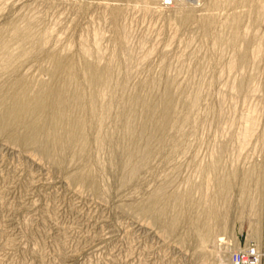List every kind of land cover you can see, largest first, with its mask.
Here are the masks:
<instances>
[{
  "label": "rangeland",
  "instance_id": "rangeland-1",
  "mask_svg": "<svg viewBox=\"0 0 264 264\" xmlns=\"http://www.w3.org/2000/svg\"><path fill=\"white\" fill-rule=\"evenodd\" d=\"M56 56L108 112L84 149L0 128V264H264V0H0V118Z\"/></svg>",
  "mask_w": 264,
  "mask_h": 264
},
{
  "label": "bare ground",
  "instance_id": "bare-ground-1",
  "mask_svg": "<svg viewBox=\"0 0 264 264\" xmlns=\"http://www.w3.org/2000/svg\"><path fill=\"white\" fill-rule=\"evenodd\" d=\"M169 1L170 0H166L167 3H169ZM18 32H17V34H19ZM29 36L30 35L27 34V37H29ZM7 43L8 42L6 40H3V46L4 47H6ZM1 46H2V43H1ZM3 52H5V54H6V57H7L6 60L9 61V60L14 58V56H13L14 54L7 52V47L5 48V51H3ZM26 52L28 53V50H26ZM58 57L57 56L54 57L55 65H54V68L52 71L53 75H54L53 81L50 83L47 82L44 85L41 84L42 88L40 87V90H42V91L38 92L37 97L28 94L29 91H28L27 85H23V84L20 85L21 93L18 95V97L15 96L17 98V99L15 98L16 99L15 101L12 99L14 102H11V101L8 102L7 106L5 107V109L3 111V112H5V115L3 116V118H0V128H2L3 130L10 131L13 138L21 140L23 143H27L30 145L33 143H37L39 141V136L41 133H46V134H48L51 141L53 142V145L55 146V151H57V152H59V150L64 151L65 149L71 148L74 145L76 146V144H79L81 149H84L88 143V140H87L85 133H84L83 122H82V119L80 117L73 116L72 107L75 104H77V105L83 107L84 110H88V111L90 110L91 114H92L91 115L92 118L94 117L96 122H101L108 112V106H105L101 111H94L95 97L93 95L95 92H93V91H92L93 93L91 92V94L88 95V100H86V101L81 100L82 97L81 98L79 97V95H81L79 93V88H75V89L72 88L73 82L75 80V71L77 70L75 67L76 64H75V66L73 64L71 65V67H70L71 69H69L70 72H68L69 75L67 76V78H65L63 81L59 82L57 74H58V72L63 70V68L65 67V64H64V62H62L60 57L59 58ZM87 67L89 68L88 70L91 71V74H92V71H93V73L95 72L96 67H93L92 65H90V66L87 65ZM109 70L107 69L106 71H103V73L97 71V73L91 75V77L90 76L88 77L89 82L92 84H95V83L100 84L101 82L104 84L108 83V80H109L108 71ZM89 71H88V73H89ZM91 87H92V85H91ZM136 102H138V101H136ZM0 103H2V102H0ZM130 105H131V103H130ZM168 105H169V103H168ZM134 106L135 105H133V107ZM131 107H129V108H131ZM170 108H172V107L168 106L167 110H169ZM173 109H175V108H173ZM73 110H74V107H73ZM165 110H166V108H165ZM167 110H166V113H167ZM128 112L129 111H127L126 113H128ZM130 112H132V111H130ZM134 112H135V109H134ZM130 120H131V118H130ZM179 121H180V119H179ZM129 128H131V127H129ZM132 130H133V127H132ZM79 145H78V147H79ZM78 150H79V148H78ZM134 169L136 170V168H134ZM80 178H81V180L85 179L83 174L80 175ZM223 186H225V184H223ZM166 197L167 196L163 197L164 202L165 201L166 202L167 201H175L178 203L180 202L181 203L180 205L193 201L188 192L180 198L179 197L174 198V197H170V196L167 198ZM163 201H160V202L162 203ZM183 206L185 207L186 205H183ZM188 208L189 207L184 209L180 218L173 220V222H172L173 225H175L177 223V221L180 219H183L186 222L192 221L190 218V215L188 214L189 213ZM191 217H193V216H191ZM198 219H199V216H198ZM199 221H203V219L200 217ZM204 221H205V219H204ZM198 235L203 237L202 241L207 239V238H205V236L207 237L206 234L202 236L200 233ZM209 235H210V233H209ZM211 239H212V237H211ZM204 243H206V242H204ZM249 245L252 246V244H249ZM253 247L257 250V248L254 245H253ZM261 261H262V259H261Z\"/></svg>",
  "mask_w": 264,
  "mask_h": 264
},
{
  "label": "built area",
  "instance_id": "built-area-1",
  "mask_svg": "<svg viewBox=\"0 0 264 264\" xmlns=\"http://www.w3.org/2000/svg\"><path fill=\"white\" fill-rule=\"evenodd\" d=\"M232 264H261V257L253 245L238 248L232 253Z\"/></svg>",
  "mask_w": 264,
  "mask_h": 264
}]
</instances>
